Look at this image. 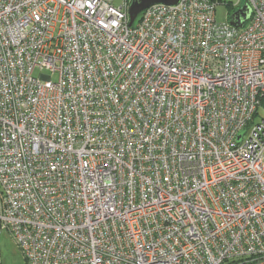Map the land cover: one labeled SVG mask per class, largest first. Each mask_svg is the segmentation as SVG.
I'll return each mask as SVG.
<instances>
[{
    "label": "built area",
    "instance_id": "2783aa9c",
    "mask_svg": "<svg viewBox=\"0 0 264 264\" xmlns=\"http://www.w3.org/2000/svg\"><path fill=\"white\" fill-rule=\"evenodd\" d=\"M247 3L238 28L214 0L132 26L131 0H0V231L26 264H264Z\"/></svg>",
    "mask_w": 264,
    "mask_h": 264
},
{
    "label": "rangeland",
    "instance_id": "374dc122",
    "mask_svg": "<svg viewBox=\"0 0 264 264\" xmlns=\"http://www.w3.org/2000/svg\"><path fill=\"white\" fill-rule=\"evenodd\" d=\"M216 2L218 3L216 18L221 23L230 21L233 13L247 4V0H217ZM139 18L140 15L137 17L135 24L138 23ZM249 21H247V25ZM35 75L39 76V72H36ZM53 79H56V77L54 76ZM262 116H264L263 106L259 108V115L256 120L259 121ZM0 259L1 264H26L22 250L8 230L0 231Z\"/></svg>",
    "mask_w": 264,
    "mask_h": 264
},
{
    "label": "water",
    "instance_id": "95a60500",
    "mask_svg": "<svg viewBox=\"0 0 264 264\" xmlns=\"http://www.w3.org/2000/svg\"><path fill=\"white\" fill-rule=\"evenodd\" d=\"M180 2V0H131V4L129 7V18L130 22L129 25L132 26L137 19V17L149 7L155 4H166V5H176ZM252 15V8L247 3L242 8L236 10L231 19L230 23L238 28H242L246 21L250 19ZM242 137V133L238 137L240 140Z\"/></svg>",
    "mask_w": 264,
    "mask_h": 264
},
{
    "label": "trees",
    "instance_id": "16d2710c",
    "mask_svg": "<svg viewBox=\"0 0 264 264\" xmlns=\"http://www.w3.org/2000/svg\"><path fill=\"white\" fill-rule=\"evenodd\" d=\"M214 1H217V0H214ZM228 6H230V5H228Z\"/></svg>",
    "mask_w": 264,
    "mask_h": 264
}]
</instances>
